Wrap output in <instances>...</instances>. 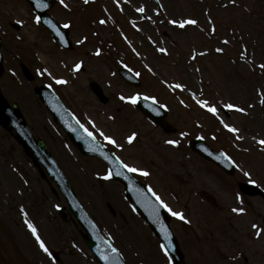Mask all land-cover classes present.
Segmentation results:
<instances>
[{
	"label": "rangeland",
	"instance_id": "374dc122",
	"mask_svg": "<svg viewBox=\"0 0 264 264\" xmlns=\"http://www.w3.org/2000/svg\"><path fill=\"white\" fill-rule=\"evenodd\" d=\"M65 3L67 7L56 0L50 14L59 24L70 25L67 29L74 46L72 51L57 46L37 23L25 0H0V51L4 60L0 87L8 100L23 105L34 135L45 139L52 148L85 211L95 218L102 233L113 240L127 264H170L144 223L118 199L116 191L119 194L121 186L113 184L119 190L112 184L100 187L101 181L96 177L103 178L102 166L87 163L68 141L62 145L56 139L49 115L33 97L35 85H51L58 79L67 81L56 83V87L62 86L79 117L86 114L100 131H112L118 143L110 147L121 153L125 163L144 164L141 166L149 169L153 178L156 173L160 175L162 160L158 159L163 158L165 146H176L167 141L182 140L180 148L168 152L167 158L172 160L175 175V204L169 202L170 207L183 212L188 221H171L186 264H264V233L258 238L252 227L256 224L264 229V146L259 143L264 140V0ZM141 7L145 9L143 13L137 11ZM173 19H195L197 24L180 28L169 23ZM110 42H115L117 48L108 49V56L104 47L108 48ZM159 48L167 52L161 53ZM217 48L224 51L217 52ZM124 63L139 73L138 89L125 87L115 75ZM76 64L81 65L78 71ZM20 65L29 68L33 81L23 78ZM91 76L106 95L122 93L129 97L138 93L165 104L168 121L177 128L176 133L163 134L132 104L103 105L94 96L90 101L83 100L80 91L88 90L85 81ZM175 84L182 88L176 89ZM198 101L215 106L217 113L209 112ZM229 103L245 111L228 109ZM123 120L134 124V129L129 130ZM225 123L238 129V133L225 128ZM133 131L134 146H141V152L125 145L126 137ZM191 137L203 138L213 150L227 153L236 163L234 175L226 177L229 184L225 175L200 163L186 149ZM163 178L166 192L169 182ZM155 180L159 190L161 185ZM250 181H255L253 188L259 191L254 195L241 193L238 183ZM212 200L222 207L219 224L212 225L216 230L221 226L218 245L212 238L205 242L203 233V209L205 202ZM236 207L245 212H233ZM25 213L49 247L51 257L40 249L25 224ZM81 232L56 186L39 176L19 146L0 128V264H99L82 242ZM208 248H220L219 254Z\"/></svg>",
	"mask_w": 264,
	"mask_h": 264
},
{
	"label": "snow or ice",
	"instance_id": "6c2138e0",
	"mask_svg": "<svg viewBox=\"0 0 264 264\" xmlns=\"http://www.w3.org/2000/svg\"><path fill=\"white\" fill-rule=\"evenodd\" d=\"M87 2H88V0H85V3H87ZM60 3L62 5H64L65 7L68 6L65 3V0H60ZM137 11L143 13L145 11V9L143 7H141V8H138ZM36 21H37V23H39L40 22V17H36ZM100 22L101 23H105V21H103V20L100 21ZM169 23H171L173 25H177L180 28H185L187 25H196L197 24V21L195 19H184V20H179V21L173 19V20H170ZM64 27L65 28H68V27H70V25L65 24ZM212 30L214 32L215 31V28L213 27ZM224 43L227 44L228 41L226 40V41H224ZM159 51L161 53H166L167 52V50L165 48H159ZM216 51L217 52H223L224 49L223 48H217ZM97 55H99V52H97ZM261 67L264 68V65H261ZM80 68H81V65L80 64H76L75 65V70L78 71ZM137 75H139V73H137ZM56 83H58V84H64V83H67V81L62 80V79H58L56 81ZM174 87L177 88V89H180V88H182V85L181 84H175ZM120 98H121V100H125V101H127V102H129V103H131L133 105L136 104L139 99H141V97H140L139 94L134 95V96H129V97L121 96ZM143 98L144 99H153V100H155L154 97H147V96H145ZM198 103L202 107L207 108V110L209 112L213 113V114H216L217 111H218L215 106H209L207 101H198ZM262 103H264V101H262ZM226 107L228 109H235L236 111H239V112H244L245 111L244 108L239 107V106L234 105V104H231V103L227 104ZM224 127L227 128L229 131H231L233 133H238V129H236L234 127H230L227 123L224 124ZM85 131H87V129H85ZM88 135L89 136H92V133L91 132H88ZM101 135H103V133H101ZM104 138H105V140H107L111 144H116L117 143L116 140L113 139L111 136H104ZM237 138H239V137H237ZM127 139H128V142L129 143H132L136 139V133H132L131 135L128 136ZM167 143L168 144H171V145H178L179 144V141H177V140H168ZM259 143L262 146H264V140H260ZM123 167L125 169H127L129 172L139 173V174H141L143 176L149 175V173L147 171H143V170L138 169L136 167L129 166L128 164H123ZM111 175H112V172H111V170H109L108 174L104 177V179H110L111 178ZM245 175H249V174L248 173H245ZM250 183H253L254 184L255 181H250ZM149 191H151V189H149ZM152 194L155 196V199L159 203V205L161 207H163L164 209H166L173 217H176V218H178L181 221L188 222L186 220V217H185V215H184L183 212L174 211L167 203H165V201L163 199H161L160 196L156 195L154 192ZM232 211L233 212H236L238 214H243L245 212V209L242 208V207H236V208H233ZM25 224L27 225L28 229L31 231L32 235L35 237L37 243L39 244L40 249L45 254H47L49 257H51L52 256V253L49 250V247L46 245L45 241L38 234V231H37V228L35 227V225L33 223H31L27 219V213H25ZM252 227L254 229H256V233L255 234H256V236L258 238L262 235V233H264V229H261L259 225L253 224ZM162 247L164 248V251L167 254L168 249L166 247H164L163 245H162ZM112 250H113V252L116 251L115 249H112ZM104 259L107 260L108 257L105 256Z\"/></svg>",
	"mask_w": 264,
	"mask_h": 264
},
{
	"label": "water",
	"instance_id": "95a60500",
	"mask_svg": "<svg viewBox=\"0 0 264 264\" xmlns=\"http://www.w3.org/2000/svg\"><path fill=\"white\" fill-rule=\"evenodd\" d=\"M28 1L39 12L41 18L44 17V12L49 8V5L51 4L49 0H44L45 2L40 0H28ZM244 190L247 192L252 191L250 187H244ZM146 201L150 206H153L149 202V200ZM133 205L142 213L143 217L146 219L147 223L151 226L154 233H156L159 237H161L162 243L164 247L168 249V253L171 257L170 259L173 260L174 264H181L182 256L180 255V253L176 248L174 239L171 237L168 238L169 234L167 235L166 233L167 222H166V218L164 217V213L159 208L156 209L154 208L155 212L148 214V211H146L147 209L140 206L137 202H135V200H133ZM73 210L77 212L79 208L74 205ZM76 214H78V216L80 215V217H82V220H84L83 223V221L80 219V221L83 223V226L89 231V233L92 236V240L86 239V237L85 240L88 246L93 250V252L96 253L100 261L103 264H123L119 255L116 252H113L109 242L101 239L98 230L91 223L89 218L85 216L80 210ZM105 256L108 257L107 260L104 259Z\"/></svg>",
	"mask_w": 264,
	"mask_h": 264
}]
</instances>
